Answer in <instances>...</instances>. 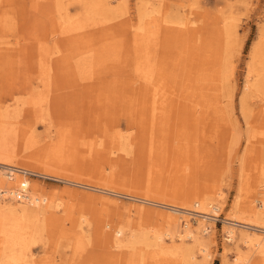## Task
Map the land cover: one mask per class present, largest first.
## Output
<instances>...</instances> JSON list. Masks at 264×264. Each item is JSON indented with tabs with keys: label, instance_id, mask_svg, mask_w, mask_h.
Returning a JSON list of instances; mask_svg holds the SVG:
<instances>
[{
	"label": "rangeland",
	"instance_id": "374dc122",
	"mask_svg": "<svg viewBox=\"0 0 264 264\" xmlns=\"http://www.w3.org/2000/svg\"><path fill=\"white\" fill-rule=\"evenodd\" d=\"M160 3L0 0V170L41 206L33 235L2 195L0 264H264V0ZM191 193L201 245L162 255Z\"/></svg>",
	"mask_w": 264,
	"mask_h": 264
},
{
	"label": "bare ground",
	"instance_id": "6f19581e",
	"mask_svg": "<svg viewBox=\"0 0 264 264\" xmlns=\"http://www.w3.org/2000/svg\"><path fill=\"white\" fill-rule=\"evenodd\" d=\"M141 1L143 2L144 6H146V7H155V6H159L161 4L160 3L161 0H151V1L150 0H141ZM87 3H93V0H87ZM183 22H184L183 20H181V22L179 21V23H183ZM259 80H263V79H259ZM256 83H258V82H256ZM13 173L14 174L15 173L20 174V175H22L23 177H25L27 179L30 177V175H29L30 174V171L25 170V169H18V168H14V167H8V168H5L4 170H0V198H2L3 197L2 195H4L5 193H9L10 195L17 196L15 198V200H14L15 205L11 208V210H12V212L18 214V216L20 218H22L24 220L26 219L27 221H29L32 224L31 226H33V230H32L33 231V235H35L36 233H39V232H37V223H36V221H37V216H38V210L41 207L40 206V201H39L38 197L34 196V194L32 193V191H30L29 189L21 190L19 187L14 186V185H12V187H8V185H10V183L12 182V179H13L12 174ZM217 194H218V196L220 198H222V192L221 191H218ZM192 195H193L192 193L191 194H186L185 197H184V201L187 202V203H189V204H191V206L193 208L183 207V206H180V207H171V206H169V207H167V209L170 211L171 214H168L164 218V224H165V227H166V229H165L166 230L165 231L166 233L165 234L171 240H172V237H176L178 239V241L174 243V241L172 240L173 241V244H171L170 246H167V247L166 246L165 247L164 246L163 247H159L162 255H164V254L166 255V254L170 253V254H174L175 256H177L178 254H180V256L183 255V257H184L185 254H186V249L185 248H182V247H183V245L185 243L184 242L185 240H190L191 243H194V244L196 243L198 245H201V243H200L201 242V239L200 238H201V236H203L204 233L207 232L206 231L207 228L204 227V223H202V220H193L192 219V217H194V215H192V212H195L196 211V210H193V209H196V207L199 206V202L196 199L197 197H193ZM175 196H177V195H175ZM201 202H202V206L203 207H202V210H201L202 212H199V213H202L201 214L202 216L203 215H211V213H215L220 208V205H219L218 201H215L214 202L213 199H211L209 197H203L201 199ZM211 216H207V217H211ZM250 217H252V216H250ZM263 218H264V216H263ZM180 219H185V221H186V222L184 221L185 223H184V226H183V233H180L179 232V227L181 225L180 224V221H179ZM189 222L192 223V224H197L196 230L194 228L192 229L191 226H189ZM261 222H262V220H261ZM198 226L199 227L201 226V229L200 230H198V228H199ZM40 230H43L42 227H40ZM38 231H39V227H38ZM20 232H21V230H20ZM116 233L117 234H120V230L117 229L116 230ZM229 233L231 235L230 236V240H231L232 239V236L234 235L233 234V230L231 229L229 231ZM244 233H242V234H244ZM18 235H19V233H17V232L16 233L15 232H12V233L7 232V235H5V237H6V239H5L6 240V245L12 246V244H15L16 241H18V240L22 241L21 238L19 239V236ZM240 235H241V233H240ZM158 236L155 237V243H156V245H159L158 242H160V236L159 237ZM33 238H35V237L33 236ZM115 238H116L115 239V242H116V245L117 246L126 247L128 250H133L135 248V245L136 244H138V243L140 244V243L143 242L140 239V237L130 236V237H127V238H124V239H121L120 237H115ZM187 243H185V244H187ZM244 244L247 246L248 250H251L252 252H257L261 257H264V233H262V234H255L253 236L250 235L249 238H246L244 240ZM199 250L202 251L203 250V247L201 246L199 248ZM245 253H247V255H248V251L247 252L245 251ZM239 258H240V256H239ZM236 259H238V258H236ZM240 261H245V259L242 258V260H240ZM194 263H195V260H194ZM235 264H238V263H235Z\"/></svg>",
	"mask_w": 264,
	"mask_h": 264
},
{
	"label": "built area",
	"instance_id": "2783aa9c",
	"mask_svg": "<svg viewBox=\"0 0 264 264\" xmlns=\"http://www.w3.org/2000/svg\"><path fill=\"white\" fill-rule=\"evenodd\" d=\"M31 173V172H30Z\"/></svg>",
	"mask_w": 264,
	"mask_h": 264
}]
</instances>
